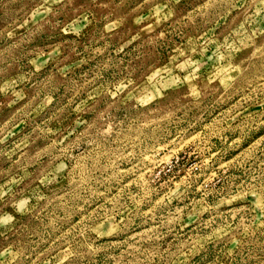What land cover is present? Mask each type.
<instances>
[{
	"label": "rangeland",
	"instance_id": "1",
	"mask_svg": "<svg viewBox=\"0 0 264 264\" xmlns=\"http://www.w3.org/2000/svg\"><path fill=\"white\" fill-rule=\"evenodd\" d=\"M0 264H264V0H0Z\"/></svg>",
	"mask_w": 264,
	"mask_h": 264
}]
</instances>
